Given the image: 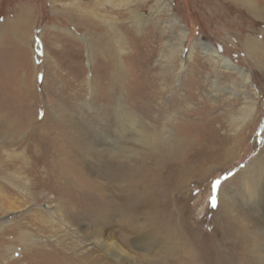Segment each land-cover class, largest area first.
Listing matches in <instances>:
<instances>
[{"label": "rangeland", "instance_id": "obj_1", "mask_svg": "<svg viewBox=\"0 0 264 264\" xmlns=\"http://www.w3.org/2000/svg\"><path fill=\"white\" fill-rule=\"evenodd\" d=\"M67 2L74 0H0V192L4 191L0 203L8 205L11 200L15 208L22 207L15 212L0 208V264H48L44 255H34L40 244H48L46 248L64 258V263L49 264H263L256 256L264 258V203H246L239 194L245 178L257 181L264 175V18L223 0H164L159 12L150 8L155 0L119 6L118 0H84L82 4L100 11L101 17L92 18L94 29L86 30L78 26L80 14ZM101 2L106 4L97 7ZM14 25L30 36L28 42L13 37ZM180 29L186 38L179 55L173 48ZM119 32L127 41L122 51L116 42ZM252 38L260 40L261 53L246 49L245 42ZM201 43L247 72L248 89L241 88L235 72L207 56ZM114 62L133 75L131 98H138L142 107L150 105L149 115L159 114L158 126L166 128L156 152L135 144L134 154H126L135 174L147 176L148 167L158 169L148 179L158 188L159 202L142 203L133 211L135 205L131 206L129 225L134 223L137 230L123 229L129 219L118 206L106 218L105 236L132 255L131 260L118 262L104 250L86 249L70 231L54 234L55 229L28 216L51 204L57 186L37 179V185L24 191L28 184L15 177L19 173L11 165L23 149L44 153L54 143L65 147L75 135L84 137L87 126L98 121L94 111L104 115V107L117 97L109 93L108 85L117 81ZM88 80L95 85L94 92L88 89ZM88 96L93 109L84 104ZM250 100L251 120L242 122ZM202 116L209 121L203 131L187 135L184 123L201 121ZM69 118L79 127L71 128ZM8 121L17 126L9 130ZM166 141L176 143L172 154L163 153ZM35 161L46 163L43 158ZM249 163L252 170L242 176ZM220 188L233 197L230 209L228 200L218 197ZM245 204L247 210L240 212L239 205ZM249 214L254 233L250 245H244L241 231ZM140 230L152 232V240L143 247L132 238Z\"/></svg>", "mask_w": 264, "mask_h": 264}, {"label": "bare ground", "instance_id": "obj_2", "mask_svg": "<svg viewBox=\"0 0 264 264\" xmlns=\"http://www.w3.org/2000/svg\"><path fill=\"white\" fill-rule=\"evenodd\" d=\"M83 1L84 0H74V2H67L66 5L68 7H73V9H76L77 12H79L80 18L78 19L80 21L78 22L76 19L78 26L82 25L86 30H88L89 27H93L94 29L95 22L92 18H97L99 20L101 18L99 15L100 11L96 10L95 8L92 9L91 7L84 6L82 4L84 3ZM95 1L99 2L100 0ZM143 1L144 4L147 3V0ZM131 2L132 0H118V4L116 5L119 6L121 3L127 5ZM102 3L103 2L99 4L96 3V6L99 7V5ZM163 3L164 0H155V3L151 5L150 8L154 12H159L164 6ZM223 3H231L233 5L238 4L242 6L243 10L249 12L254 17L264 18V4L260 3L259 0H223ZM103 4H106V2ZM69 10L65 8V11ZM135 14H138L135 15L137 16L136 23L140 26L141 21L139 17L141 14L138 13V11ZM110 27H112V24H110ZM10 30L13 37H17L20 40H23L25 37L26 42L29 41L30 36L26 38V32L24 35V32L21 31V29H18L17 25H14ZM116 35L118 36L116 38V42H118L119 49L122 51V45L124 46L126 44L127 46V41L120 32ZM179 35L180 38L177 40L176 47L173 48L175 51H178V53L181 51L183 40L186 38V31L184 29H180ZM94 42H96V40ZM259 42L260 40L256 38H252V40L248 39L245 42V47L252 54L261 53L262 49ZM201 48L203 52L207 54V56L218 63V66L220 64V67H223V69L226 71L235 72L241 79V88H244L245 90L248 89L247 83L250 77L247 72L231 64L227 58L219 55L209 44L201 43ZM192 49L193 47L190 48V51H192ZM170 51L172 54V47ZM111 66L112 74L113 76H116L117 81H114V85L108 84L109 87H111L109 93L115 92L117 97H115L114 101L111 103H107L109 104L108 106L104 107V115L101 113L96 114L94 111V117L98 121H93L92 124L87 126V134L90 136V138H85L87 134L84 137L82 135H75V137L72 138V141H68V144L64 143L65 147L59 146L58 143H54L53 149L47 148L44 153L41 150L29 148L23 149L17 155H15L16 158L11 165L14 166L17 169L16 171L19 173V175L16 174L15 177L24 180V183L28 184V188L25 186L24 188L26 190L24 191H28L34 187L33 185H37V179H40L41 184H49L50 186L53 183L57 186L52 192L55 194L54 198L50 197L52 198V200H50L51 204L47 203V205L44 207V210H36L34 214L31 213L28 216H34V220L37 221L40 226L48 225V227L51 229H55L54 234H57L58 231L68 234L70 231V233H73L74 236L77 237V240L85 242L87 247L86 249L97 248L99 250H104L107 255L113 257L112 259L115 262H118V259L120 258L131 260L132 255H130L125 250V248L123 249L116 241L112 240L108 236H105L103 224L108 222L106 221V218L108 220L109 217H112L114 210L117 209V206L122 208L121 210H123L125 214L124 216L129 219L131 218L130 216L132 214V205H135L132 208L133 211L134 208L139 207L142 203L153 204L156 202L157 204L159 202L157 197L158 193L156 194L155 190L158 188L149 182L148 179L151 178L154 173H157L156 170L158 169H156V167H148V169H151V172L147 176H143V174H135L128 166L129 161L126 154H134L136 149H138L135 148L136 145L139 148L144 147L156 152L160 144L159 140L162 138L163 131L166 130V128L164 126L159 128L158 123H161L159 114H156L155 116L152 115V117L149 115L151 113L150 111H153L152 108H148L150 105H145L142 107V104H139L137 101L138 98H131V95L128 94L129 84L132 81L133 75L124 68L121 62H114ZM88 84V89L94 92L95 85L92 86L89 80ZM115 85H117V87H112ZM213 87L214 91L219 88L217 81H214ZM116 88H119V91L116 90V92ZM243 94L245 96L248 95L246 91L243 92ZM84 104L88 109H93L91 96L86 98ZM252 105L253 100H250L248 105L249 110L244 115L242 122H249L251 120L250 118L253 112ZM155 106L153 108H155ZM157 108L160 109V106L158 105ZM199 118L202 122L198 120L197 122H183L184 125L187 124L185 130L183 129L187 135H190L191 132L195 130H198V132L203 131L207 123H209V121L205 119L204 116ZM2 119L4 118L2 117ZM67 121L71 128L75 127L76 123L73 120H70L69 118ZM4 123L6 122H3L2 124L4 125ZM7 123H9V126ZM7 123L6 125L8 126L9 130L10 128H15V126H17V123L15 122L8 121ZM76 127L79 126L76 125ZM213 131H217V129L215 128ZM128 142L136 145L134 147L127 146ZM81 145L83 146V149H80L81 147L79 146ZM175 145L176 143L174 141H166V149L163 151V153L167 152L172 154L176 150ZM103 150L106 152H103ZM36 158H43V162L46 160V163L39 164L38 161H35ZM188 164H190V162H188ZM251 164L252 163H249L241 172L242 176L245 172L252 170ZM169 171L173 172V169ZM159 175L160 174H157L155 177H158ZM259 178L260 179L257 181L251 177L245 178L243 180L241 194H238L241 195V198H243L246 203L250 201L264 203V175L261 174ZM3 192L0 193L4 194ZM218 197L228 200L227 202L229 203V209L231 208V200H233V197L230 198V200L229 196L222 188L219 189ZM15 200L18 202L19 198L15 197ZM146 200H148V202ZM9 201L10 204L8 205L4 204L3 202L0 203V208L3 209V211L15 212L22 209V207L20 208V205L19 207L15 208L13 205H11V203L14 202L11 200ZM246 205L247 204H245V207L244 205H239L240 207L238 210L240 212L246 211ZM248 210H251L249 206ZM22 218L27 219L28 217L24 215ZM252 218L253 214L247 215L246 219L244 218V224L241 231V237L244 245L245 242L246 245H250V241L252 240L251 234L254 233ZM6 222L7 221L4 223ZM130 222V219L127 222L124 221L122 226L123 229L137 230L134 228V223L133 225H129ZM128 225L131 226V228ZM257 227L259 228L258 225ZM136 233V235L132 237L134 240H132L141 247L148 244L152 240L151 231L140 230ZM50 237L53 238V235H49V238ZM41 246H45V248ZM46 246H48V244H40L39 247L35 246L37 247V249H35L37 252L33 251L34 255L36 257L40 254L44 255L48 261V264L49 262L51 263V261H58V263L60 261L64 263V258L60 259L57 251L46 248ZM38 251L42 252L38 253ZM256 257H259L260 259L258 260H262V263L264 264V258H261L262 255ZM12 261L13 263H17L14 260Z\"/></svg>", "mask_w": 264, "mask_h": 264}, {"label": "snow or ice", "instance_id": "obj_3", "mask_svg": "<svg viewBox=\"0 0 264 264\" xmlns=\"http://www.w3.org/2000/svg\"><path fill=\"white\" fill-rule=\"evenodd\" d=\"M214 186H215V184H214Z\"/></svg>", "mask_w": 264, "mask_h": 264}]
</instances>
